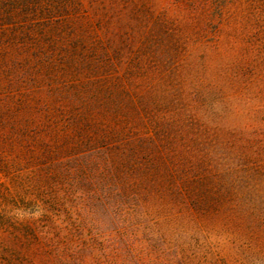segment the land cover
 Wrapping results in <instances>:
<instances>
[{"label":"rangeland","instance_id":"obj_1","mask_svg":"<svg viewBox=\"0 0 264 264\" xmlns=\"http://www.w3.org/2000/svg\"><path fill=\"white\" fill-rule=\"evenodd\" d=\"M140 143L164 229L264 264V0H0V264H123L76 163Z\"/></svg>","mask_w":264,"mask_h":264},{"label":"trees","instance_id":"obj_2","mask_svg":"<svg viewBox=\"0 0 264 264\" xmlns=\"http://www.w3.org/2000/svg\"><path fill=\"white\" fill-rule=\"evenodd\" d=\"M137 147L138 151L134 146L120 147L124 154L120 163H115L102 148L92 149V154L85 155L81 163H76V179L80 183L98 186V192L90 196V200L93 198L90 202L91 206L97 207L101 221L114 226L116 216L124 225L129 221L142 229V233L137 235L139 237L134 238L131 233L119 237L107 254L116 256L123 264H202L196 253L191 254V238L178 234L174 225L164 229L165 225L159 224V219L155 218L156 212L159 213V205L155 201L160 203L159 200L165 196L171 198L172 188L164 185L160 166L148 155L145 146L140 143ZM89 170H92L91 174ZM146 219H150L151 225ZM96 243L102 244V241L97 240ZM86 246L71 249L73 256L80 257V260L88 256L102 264L92 250L85 252Z\"/></svg>","mask_w":264,"mask_h":264}]
</instances>
